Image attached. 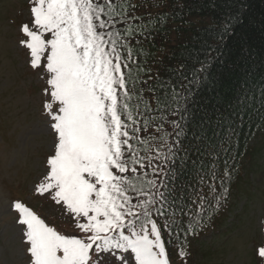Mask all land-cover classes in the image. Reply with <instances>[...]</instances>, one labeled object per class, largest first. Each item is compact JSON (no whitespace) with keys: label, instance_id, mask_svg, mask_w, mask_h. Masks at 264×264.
Segmentation results:
<instances>
[{"label":"snow or ice","instance_id":"obj_1","mask_svg":"<svg viewBox=\"0 0 264 264\" xmlns=\"http://www.w3.org/2000/svg\"><path fill=\"white\" fill-rule=\"evenodd\" d=\"M25 7L27 19L4 42L45 85L41 106L53 148L33 191L60 205L74 225L73 234H61L12 201L26 264H170L162 229L171 235L182 216L183 231L194 235L227 199V167L218 175L209 165L194 185H182L176 166L187 155L189 105L214 64L223 63L233 18L196 67L181 62L165 77L153 72L155 45L145 49L144 41L172 14L135 23L132 0H27ZM255 254L264 264V244Z\"/></svg>","mask_w":264,"mask_h":264},{"label":"trees","instance_id":"obj_2","mask_svg":"<svg viewBox=\"0 0 264 264\" xmlns=\"http://www.w3.org/2000/svg\"><path fill=\"white\" fill-rule=\"evenodd\" d=\"M132 3L137 5L135 14L140 17L135 23H146L148 14L153 18L157 13L176 17L169 19L163 28L157 25L159 31L154 32V39L144 41L145 49L155 45L151 47L153 72L165 77L170 75L169 68L181 62L189 70L196 67L197 58L205 57L208 46L216 44L225 22L233 18L232 35L223 47V63L214 64L209 80L189 105L192 115L187 136L182 140L187 155L176 166L180 172L177 183L182 185H194L201 172L209 173V165L215 166L218 175L227 167L230 170L227 199L194 235L183 231L187 218L182 216L177 218L180 227L171 235L162 229L170 264H207L211 252L199 245L208 234L219 230L226 219L232 191L241 181L243 159L252 153L256 138L264 135V0H132ZM154 3L163 6L154 7ZM245 96L248 99L244 104H238ZM227 137H231L230 142ZM181 156H185L184 151ZM204 191L208 194L207 187ZM47 201L43 202L44 207L60 206L51 198ZM30 208L61 234L74 233V225L68 220L53 219L54 224H50L39 211ZM181 251L185 253L183 258L179 255Z\"/></svg>","mask_w":264,"mask_h":264},{"label":"rangeland","instance_id":"obj_3","mask_svg":"<svg viewBox=\"0 0 264 264\" xmlns=\"http://www.w3.org/2000/svg\"><path fill=\"white\" fill-rule=\"evenodd\" d=\"M26 2L0 0V264H26L12 201L39 211L50 224L53 219L67 220L61 206L44 207L50 197L33 191L53 148L41 106L44 81L26 66L21 52L4 42L15 35L16 24L27 19ZM252 146L243 159L241 181L232 191L226 219L199 245L211 252L207 264H257L256 248L264 244V135Z\"/></svg>","mask_w":264,"mask_h":264}]
</instances>
